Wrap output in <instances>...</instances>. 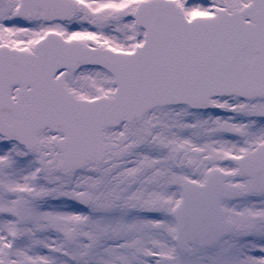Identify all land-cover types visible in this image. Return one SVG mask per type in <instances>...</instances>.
<instances>
[{
	"label": "snow or ice",
	"instance_id": "1",
	"mask_svg": "<svg viewBox=\"0 0 264 264\" xmlns=\"http://www.w3.org/2000/svg\"><path fill=\"white\" fill-rule=\"evenodd\" d=\"M0 264H264V0H0Z\"/></svg>",
	"mask_w": 264,
	"mask_h": 264
}]
</instances>
